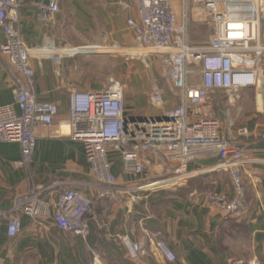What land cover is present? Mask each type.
<instances>
[{
    "label": "crops",
    "instance_id": "0c3cea01",
    "mask_svg": "<svg viewBox=\"0 0 264 264\" xmlns=\"http://www.w3.org/2000/svg\"><path fill=\"white\" fill-rule=\"evenodd\" d=\"M41 1H26L20 9L19 28L30 48L36 95L57 103L58 118L65 119L73 90H101L111 83L101 87L87 81L90 55H112L116 53L110 48L129 49L135 44L134 30L127 21L139 18L137 0H59V10L49 19L40 17ZM49 43L68 52L58 60L47 52L45 45ZM95 45L105 50L88 48L74 53L75 49ZM114 66L124 70L118 80L124 81L130 117L156 116L182 103V95L172 91L164 93L162 106L151 103L153 83L167 85L159 59L150 67L129 59L121 66L116 61ZM258 71L256 86L213 91L208 106L202 109L203 115L219 118L223 130L231 132L235 144L253 159L243 171L247 207L242 215H226L209 203L210 192L233 195L228 173L212 170L181 185L169 186L173 182L166 181L154 189L131 190L112 201H95L86 236L64 231L52 215L33 218L22 214L21 230L11 237L8 218L0 215V264H264V55ZM196 82H200L199 77ZM13 101L6 57L0 53V105ZM240 128H246L247 133L239 135ZM49 133L47 128L41 130L28 165L18 163L22 160L19 142L0 143V213L20 194L40 185L68 183L55 187L48 196L52 203L58 191L67 186L93 195L94 178L83 143L68 137L54 138ZM110 158L118 183L134 189L174 173V165L159 155H148L145 173L137 178L124 172L119 153L112 152ZM216 162V157L198 159L190 163V169H204ZM120 235L143 242L149 254L131 259L118 240ZM160 239L175 250V262H166L156 248Z\"/></svg>",
    "mask_w": 264,
    "mask_h": 264
},
{
    "label": "built area",
    "instance_id": "2783aa9c",
    "mask_svg": "<svg viewBox=\"0 0 264 264\" xmlns=\"http://www.w3.org/2000/svg\"><path fill=\"white\" fill-rule=\"evenodd\" d=\"M26 1L0 0V33L4 35L0 53L6 57L14 96L12 103L0 105V143L19 142L22 160L18 163L28 165L42 129H49L54 138L82 142L94 178V193L88 196L79 189L62 187L52 203L48 196L56 186L68 185L63 182L40 185L20 194L10 208L0 213L8 218L9 236L20 232L22 214L33 218L52 215L64 231L86 236L95 201H112L131 190L154 189L166 181L173 182L169 186L181 185L212 170L228 173L233 195L213 191L208 195L209 203L226 215L243 214L247 207L243 171L253 159L235 144L231 132L223 130L219 118L203 115L202 109L208 106L213 91H233L258 84V66L264 55V0H137L139 18L127 21L134 30L135 44L129 49H110L126 59H142L148 65L159 59L167 85L153 83L151 103L162 106L166 91L182 95V103L163 109L156 116L130 117L124 85L115 80L101 90H73L65 119L58 118V104L40 100L33 87L35 70L30 48L19 28L20 9ZM192 5L201 7L205 15L199 16L209 19L214 26L208 41H191ZM38 6L40 17L49 19L51 13L59 10V0H42ZM45 48L58 60L68 52L54 43ZM88 48L104 47H84L74 53ZM197 77L200 82H196ZM237 133L246 134L247 129L240 128ZM112 152L121 155L123 170L132 177L145 173L148 155L161 156L174 165V173L135 189L127 187L118 183L112 170ZM206 157H216L217 162L204 169H190L192 161ZM118 240L131 259L149 254L143 242L128 235H120ZM155 244L166 262L177 260L175 250L166 241L160 239Z\"/></svg>",
    "mask_w": 264,
    "mask_h": 264
},
{
    "label": "rangeland",
    "instance_id": "374dc122",
    "mask_svg": "<svg viewBox=\"0 0 264 264\" xmlns=\"http://www.w3.org/2000/svg\"><path fill=\"white\" fill-rule=\"evenodd\" d=\"M192 20L190 26V38L193 43H202L204 41H208L214 33V26L212 22L208 19H202L199 15L203 14L204 11L201 7L192 5ZM105 48L96 49L94 51H104ZM117 57L119 59H117ZM119 61L120 66L123 65V62L127 61V59L121 54H112V55H104V54H93L90 55L89 60H87L88 64V72H87V81L90 83H97L101 87H105L109 82H112L119 79V74H123L124 70L115 69V62ZM136 64L152 66V64H145L142 59L135 57L134 59H129ZM137 68V67H136ZM134 72V68L130 70ZM155 74H157V70H155ZM124 78V77H122ZM122 82H124L122 80Z\"/></svg>",
    "mask_w": 264,
    "mask_h": 264
}]
</instances>
